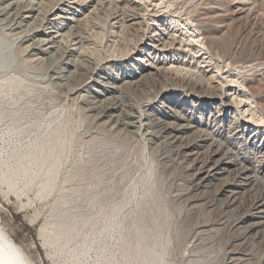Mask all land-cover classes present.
Segmentation results:
<instances>
[{
  "label": "bare ground",
  "instance_id": "obj_1",
  "mask_svg": "<svg viewBox=\"0 0 264 264\" xmlns=\"http://www.w3.org/2000/svg\"><path fill=\"white\" fill-rule=\"evenodd\" d=\"M260 1L0 0V73L19 58L25 66L47 59L51 72L43 88L11 72L0 81V120L8 115L16 131L28 123L34 132L24 149L0 160V184L19 195L18 180L27 186L39 175L38 193L52 189L71 138L62 119L42 122L58 95L80 103L95 133L88 159L98 189L77 186L56 200L53 221L41 227L51 233L46 245L75 238L94 202L106 210L92 223L105 235L119 233L122 264H164L172 227L178 246L196 241L187 264H264L257 247L264 240V53L258 44L253 52L224 40L229 26L251 16V34L264 36ZM130 139L142 142L151 163L161 156L176 179L165 185L166 170L154 180L149 167L136 209L121 215L136 189L119 151ZM83 173L77 163L68 177ZM213 206L233 219L234 247L222 242L225 224L211 218ZM94 246L102 260L91 264L108 262L105 243H82L72 262ZM0 264L35 263L0 229Z\"/></svg>",
  "mask_w": 264,
  "mask_h": 264
},
{
  "label": "rangeland",
  "instance_id": "obj_2",
  "mask_svg": "<svg viewBox=\"0 0 264 264\" xmlns=\"http://www.w3.org/2000/svg\"><path fill=\"white\" fill-rule=\"evenodd\" d=\"M206 1L192 0V4L198 2L207 3L211 1L214 2L222 0ZM257 7L258 13L262 14L260 16L263 17L264 1H260ZM198 8L200 10V7H197L196 9ZM259 10L263 12L261 13ZM261 17L256 20V23L264 30V17ZM251 19L252 16L248 17L247 20L246 18L242 19L238 23L239 25H232L234 28L232 26H229V28L226 30L227 32L224 40L229 45V47L233 43H237L240 41L239 46L242 49L244 48L245 51H250V49L252 48L253 52L257 51L255 47H257L256 44H258L260 45V47L262 46V52L264 53V36H262L263 38L259 37V39L255 38V36L251 34ZM241 22L243 23V25ZM237 28L239 30H237ZM19 43H21L20 40H18L17 45H19ZM21 61V58H19L16 66L8 70V72L7 70H5L6 73L5 71H1L0 81L4 75H8L10 74L9 72H11L19 77L24 78L25 82H27L28 84L37 83L41 88L46 87L48 84L51 86V72H48L46 70V68H48L49 66V61L47 59H45L44 61L40 60L39 62L32 63L34 64V66H25L21 63ZM139 93L140 91H137L135 94L139 95ZM79 105L80 103L77 100H71L70 96L64 98L63 95H58L53 109H44L46 118L50 119H45V121L42 122L47 125L49 122H51V119H62V122H64L66 125V135L68 136V138L71 137L70 141L65 145V151L62 155V159L60 161L57 176L52 189L50 191L44 190L40 194L38 193L39 184L42 179V176L39 175L32 178V181L27 186H24L23 180L19 179L16 184L17 189L21 190L19 195H16L13 190H8L6 183L0 184V229L15 243L21 246L28 258L35 264H91L93 262H100V260H102L101 257H99L101 256V253L99 252L100 248L94 246L92 250H87V248L85 247L79 262H72L74 259L73 256H76V249L78 250L82 243L108 244L109 249L104 253V255H106V257L108 258V262H106L105 264H114V262L116 264L123 263V256L120 252L121 250L118 247V245L121 243V240L119 239V233L116 230H113L112 233L105 235L100 229V225H94L92 223V221L96 217H98L101 212H104L106 210L104 203L98 205L94 202H90L88 204V209H90L89 221L82 227L75 238L63 241L62 243H60L61 245L58 244L50 246L48 244H45L44 239H46V243L51 242V233H48V228L45 231L44 235L41 233V227H44L53 221V217L51 215L52 207L56 200L64 192H72L75 188H77V186L85 188L87 194H91L92 191L98 189L97 186H94V184L91 183L93 177L90 173L92 172L91 168L93 165L88 159V150L91 147L90 143H88V140L95 133L94 129L90 127L89 118L85 117L80 112V110L78 111ZM14 106L15 108H18L20 105L15 104ZM14 123L15 121L8 115L0 120V160L7 159L16 150L24 149L27 142H29L33 138L34 132L28 130V123H23V128L19 131L15 130L16 127H14ZM129 142V146L119 151L126 155L129 165V167L126 168L128 178L125 179H129L130 181L135 182L136 189L133 193L127 192V198L122 203L119 211L121 215H129L136 209L137 204L141 196L143 195L142 180L144 179V174L147 172L149 167H151L153 170V175L151 177L154 180L157 178L159 179V176H161V173L159 172H165L166 170V176L163 178L165 181V185H167L168 182H171L173 178H175L167 176V172L172 170V166L170 164H162V161H160L161 156H157V160L151 163V153L148 150H140L142 143L141 141L130 139ZM77 163L82 165V171L84 172L82 177L80 176L82 179L80 177V179L77 177H68L73 165ZM103 164V166L100 165L101 167H99V170H102V172L104 170L106 171L105 168L107 166L106 162H103ZM119 172L120 170L116 171V173ZM117 178L118 177L116 176L112 179L116 180ZM103 179L106 178L103 177ZM172 193H174L173 189L168 193V195L172 196ZM111 196L114 197L115 195L111 194ZM218 209V206L212 207L210 211L211 218H216V220L218 219V221H221L223 223L222 226L225 224V228L223 227V231L220 234L223 239L222 242L230 243L229 246L234 247L235 245L233 243H235V236L239 234L238 230H236V227L232 224L233 219H231V217H228L229 215L227 213H223L222 210L219 209V211ZM222 219L224 221H222ZM94 228L99 232V238H96L94 236ZM195 242L196 241H193L191 236L185 242H183L184 245L186 243L185 246H178L177 243L179 242L175 238L174 228L172 227L170 229V248L165 254L164 264H187L186 258L189 257V254L191 253L190 251L192 243ZM262 242H260L261 244L259 246L255 245L259 248H262H258L261 253L264 252V240ZM88 256L90 257L88 258Z\"/></svg>",
  "mask_w": 264,
  "mask_h": 264
}]
</instances>
